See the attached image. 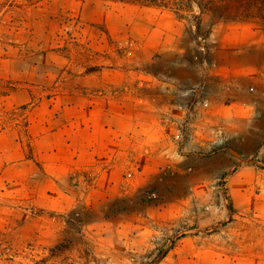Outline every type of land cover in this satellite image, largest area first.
Returning <instances> with one entry per match:
<instances>
[{"label": "rangeland", "instance_id": "obj_1", "mask_svg": "<svg viewBox=\"0 0 264 264\" xmlns=\"http://www.w3.org/2000/svg\"><path fill=\"white\" fill-rule=\"evenodd\" d=\"M29 49L50 53L44 85H57L69 60L99 63L113 95L132 96L145 118L158 112L137 131L166 146L155 164L168 173L137 186L129 171L123 190L133 192L106 202L94 200L92 172H73L66 197L35 181L27 136L5 132L27 110L7 89L36 72ZM150 150L145 166L157 161ZM0 264H264V0L180 14L0 0Z\"/></svg>", "mask_w": 264, "mask_h": 264}, {"label": "crops", "instance_id": "obj_2", "mask_svg": "<svg viewBox=\"0 0 264 264\" xmlns=\"http://www.w3.org/2000/svg\"><path fill=\"white\" fill-rule=\"evenodd\" d=\"M33 32L36 33V29L29 30V34ZM27 54L36 72L27 77L26 82L9 85L7 89L9 102L17 99L21 105H27V110L15 115L12 127L5 132L27 136L35 161L40 165V173L36 175L41 179L35 181L45 179L47 184L57 188L59 196L66 197L71 194L67 181L73 172H92L96 176L94 200L106 202L130 192L123 190L129 171L137 186L147 185L160 174L168 173L164 166L155 164L164 159L160 149L166 146L154 143L161 141L159 138L151 134L143 138L137 131L141 127L138 122L158 120L159 113L152 114V119L145 118L143 112L137 110V101L134 103L132 96L124 92L120 96L113 95V90L118 88L108 69L103 70L99 63L84 66L82 62H75L78 59H72L57 85H44L45 79L50 78L44 68L49 51L29 49ZM122 71L115 73L124 76L125 71ZM51 77L56 81L59 76L51 74ZM144 139H151L153 144L144 147ZM145 148L151 149L157 160L152 159L149 166L141 163ZM31 181L34 180L31 178ZM47 190L41 189L40 200L46 199Z\"/></svg>", "mask_w": 264, "mask_h": 264}, {"label": "trees", "instance_id": "obj_3", "mask_svg": "<svg viewBox=\"0 0 264 264\" xmlns=\"http://www.w3.org/2000/svg\"><path fill=\"white\" fill-rule=\"evenodd\" d=\"M44 0H27V8L35 7ZM103 1V0H102ZM107 1V0H104ZM121 3L140 4L149 7L174 8L178 14L193 13L194 10L203 13L211 0H110Z\"/></svg>", "mask_w": 264, "mask_h": 264}]
</instances>
